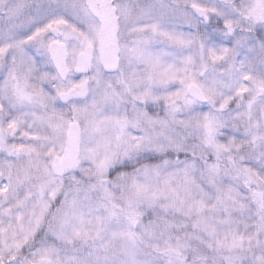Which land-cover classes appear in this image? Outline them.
Segmentation results:
<instances>
[{
	"label": "snow or ice",
	"instance_id": "1",
	"mask_svg": "<svg viewBox=\"0 0 264 264\" xmlns=\"http://www.w3.org/2000/svg\"><path fill=\"white\" fill-rule=\"evenodd\" d=\"M0 264H264V0H0Z\"/></svg>",
	"mask_w": 264,
	"mask_h": 264
}]
</instances>
